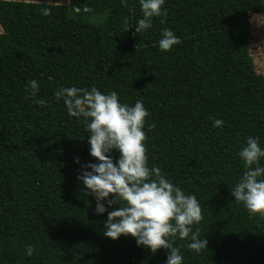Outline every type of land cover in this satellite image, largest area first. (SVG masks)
<instances>
[{"label": "trees", "instance_id": "1", "mask_svg": "<svg viewBox=\"0 0 264 264\" xmlns=\"http://www.w3.org/2000/svg\"><path fill=\"white\" fill-rule=\"evenodd\" d=\"M127 5L0 0V264H166V249L105 237L108 213L95 212L77 179L97 161L83 118L69 117L54 93L93 86L115 91L121 104L144 102L147 166L199 201L193 231L207 249L198 254L175 239L182 264H264V217L231 195L245 171V138L258 137L264 149V76L248 50L250 14H264V0H164L166 22L154 17L141 33L140 2ZM45 7L51 15L41 14ZM165 28L182 41L168 51L158 47ZM33 79L46 107L26 90ZM215 119L223 125L213 127ZM111 155L115 162L120 154Z\"/></svg>", "mask_w": 264, "mask_h": 264}, {"label": "clouds", "instance_id": "2", "mask_svg": "<svg viewBox=\"0 0 264 264\" xmlns=\"http://www.w3.org/2000/svg\"><path fill=\"white\" fill-rule=\"evenodd\" d=\"M139 2L143 18L138 20L134 33L150 29L154 17H164L160 22H166L167 10L162 9L164 0ZM121 3L128 6L127 0H121ZM73 11L79 13L81 9L74 8ZM83 11L91 12L92 9L84 7ZM41 14L49 16L51 9L42 8ZM124 28L126 31L131 29L127 18ZM161 37L158 47L163 51L182 43L168 28L162 31ZM28 89L34 104L47 106L46 100L36 98L39 91L37 80L28 81ZM54 97L63 99L69 117L83 118L89 154L97 163L82 165L77 179L85 186L84 193L95 197V212L108 213L104 222L105 237L116 240L121 235L131 236L137 246L146 247L152 253L166 249V264H182L180 248L174 246L177 238L188 239L187 248L198 254L207 249L208 242L201 238L200 229L193 231V225L199 224L203 218L196 196L185 195L160 168L147 166L143 129L145 118L151 114L142 100L138 99L133 106L121 104L118 93L103 94L95 86L90 89L60 87ZM222 125V120H213V127ZM155 126V123L149 124L148 131ZM245 144L238 153L245 171L231 195L235 201L242 202L250 214L259 213L264 217V179H261L264 166L259 163L264 158V149L259 146L258 137H246ZM113 150L120 154L115 162L111 155ZM76 162L79 163V158ZM102 201H106L109 207L113 204H119V207L108 211ZM26 250L28 256L35 251L31 245H26Z\"/></svg>", "mask_w": 264, "mask_h": 264}, {"label": "rangeland", "instance_id": "3", "mask_svg": "<svg viewBox=\"0 0 264 264\" xmlns=\"http://www.w3.org/2000/svg\"><path fill=\"white\" fill-rule=\"evenodd\" d=\"M67 4V0H23ZM251 35L248 43L249 54L253 59L257 73L264 76V14H250Z\"/></svg>", "mask_w": 264, "mask_h": 264}]
</instances>
